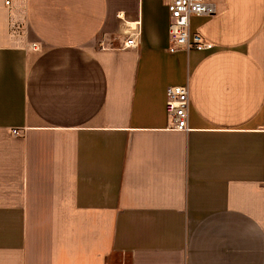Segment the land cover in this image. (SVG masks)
Wrapping results in <instances>:
<instances>
[{"label": "crops", "instance_id": "0c3cea01", "mask_svg": "<svg viewBox=\"0 0 264 264\" xmlns=\"http://www.w3.org/2000/svg\"><path fill=\"white\" fill-rule=\"evenodd\" d=\"M22 4L23 39L0 0V264H264V0H218L190 22L212 50L175 54L161 0Z\"/></svg>", "mask_w": 264, "mask_h": 264}, {"label": "built area", "instance_id": "2783aa9c", "mask_svg": "<svg viewBox=\"0 0 264 264\" xmlns=\"http://www.w3.org/2000/svg\"><path fill=\"white\" fill-rule=\"evenodd\" d=\"M164 2L169 22L167 28L168 54L190 51H210L212 46L205 43L198 32L190 27L191 19L209 18L217 12L218 0H161ZM4 6L11 7V0H4ZM135 27L129 26L124 32L122 49L136 48L140 37L139 22ZM34 48V47H33ZM189 97L186 85L170 86L165 92V114L169 119L170 130L188 132ZM264 116V112H263ZM13 134H17L13 132Z\"/></svg>", "mask_w": 264, "mask_h": 264}, {"label": "rangeland", "instance_id": "374dc122", "mask_svg": "<svg viewBox=\"0 0 264 264\" xmlns=\"http://www.w3.org/2000/svg\"><path fill=\"white\" fill-rule=\"evenodd\" d=\"M24 0H18V5L16 7V14L15 16H13V23H12V29L15 31L16 35L18 37H21V39H23L22 37H24L25 35V25H24V17H23V2ZM99 42H101L102 44H104L105 46H109L110 44H112L110 39L108 40H100ZM34 45H32L33 48ZM124 263L121 264H127V260L123 261Z\"/></svg>", "mask_w": 264, "mask_h": 264}]
</instances>
